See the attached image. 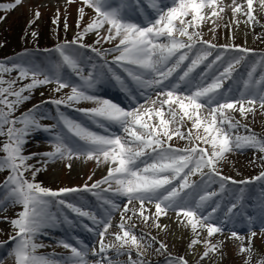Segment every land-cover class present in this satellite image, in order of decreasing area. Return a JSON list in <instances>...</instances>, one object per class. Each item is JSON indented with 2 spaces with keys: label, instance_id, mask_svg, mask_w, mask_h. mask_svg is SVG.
<instances>
[{
  "label": "snow or ice",
  "instance_id": "6c2138e0",
  "mask_svg": "<svg viewBox=\"0 0 264 264\" xmlns=\"http://www.w3.org/2000/svg\"><path fill=\"white\" fill-rule=\"evenodd\" d=\"M22 2L23 0H14V3L0 7V10L11 11ZM68 2L71 3L73 0ZM162 2L163 0H156L152 4L156 9V17H146V23L141 25L131 22L127 16L126 9L132 6L133 0H119L118 3H114V0H82L86 7L94 11L95 16L72 41L57 46L55 52L59 54V61L43 67L36 64H31L29 67L13 64L12 67H7L0 64V105L8 109L5 112L0 108V136L6 135L8 138V142L2 146L5 156L0 158V171L10 172L4 184L7 191L0 196V211L6 210L9 205H21L23 209L18 213V218L11 221L16 229L15 236L10 237L14 242L10 254L14 257L15 264H57L49 257L38 254V249L43 245L36 243L38 235L43 230L61 222L59 217L50 211L53 203L70 209L80 217H87L96 226L100 247L98 252L93 250V255L101 257L97 264H114L113 258L101 255L106 254L109 248H116L117 256L125 254L120 249L135 248L137 257H142L144 250L157 243L155 237L145 242L146 234L138 235L127 227V222L134 215H139L145 223L153 218L145 215L147 211L145 205L148 203L153 204L155 208L153 222L156 228L164 227L159 223L161 215L174 211L177 217L185 218V226H189L192 233L197 236L198 227L206 230L208 237L215 233L223 234L226 225L239 215L234 209H237L244 198L243 188L239 190L240 194L235 197V202L227 208V219L219 220L217 223H213L214 213L219 208V204L213 201L217 193L208 192L206 189L209 184L215 182L216 178L219 179L221 192L225 191L229 181L232 184L244 185L254 182L235 181L223 176L217 164L227 153L234 150L252 149L264 154V138L258 137L233 115L234 112H239L242 119H247L249 114L255 115L257 106L264 110V56L258 62L262 73L257 76V64H253L247 73V79L242 81V90L238 89L239 96L230 98L228 94L231 88L223 91L221 89L227 79L233 78L237 66L245 61L250 50L235 47L234 51L241 55L225 58L217 53L214 59L209 60L208 58L213 54L211 50L217 46L204 41L202 34L196 31L201 22L222 18L220 14L226 7L222 0H172L170 5L160 7ZM258 4L259 10L264 12V0H258ZM227 7L232 8L233 16L245 15L247 17L245 23L258 22L253 15L254 0H245L244 4H237L236 0H231V4ZM205 9L211 11L205 13ZM80 12L82 17L83 8ZM35 15L38 18L39 12ZM77 26L79 27V24ZM100 29L108 33L102 37L105 42L118 40L115 51L119 55L114 58V62L125 68L128 76L137 86L160 89L156 93L157 98L151 100L150 107L141 105L139 108L125 110L108 100L86 95L79 87L72 86L63 79L61 70L65 66L77 74L82 73L79 49L90 47L82 41L89 32H95L99 37ZM96 43H100L99 38ZM228 47L224 46L226 51ZM92 50L97 55H102L97 49ZM190 53L193 54L190 56ZM185 61L189 63L181 70V65H184ZM205 61L208 62L204 64ZM201 64H204V70L193 76L192 73ZM214 65H218L219 75L213 73L210 82L204 83V77L212 71ZM177 70H181L177 78L165 85L164 82L168 81ZM12 71L19 72V79H27L31 74V83L18 91L14 90L15 81L2 79L5 73ZM109 71H112L111 68ZM113 76L123 83L120 76L115 73ZM81 79L89 87L92 86L91 73L88 77L81 74ZM50 83L57 85L55 91L71 87V94L66 98L68 102L79 103L81 100H86L95 103L97 107L86 110L85 115L89 116L97 127L104 128L107 132L104 123L106 121L110 124H118L125 134L123 137L101 135L60 115L58 124L62 123L67 132L77 139H69L62 133H57L53 144L54 151L44 154L48 158L45 163L56 159L84 158L95 159L98 164L102 162L109 165L107 176L91 186L85 184L82 189L66 188L59 191L43 188L34 182L36 172L42 169L32 171L33 182L24 178V173L32 170V166L26 163L31 157L22 154L25 138L33 130H41L42 126L29 115L19 120L11 119L12 110L15 105L29 98L22 96L23 92H31L36 87ZM5 84L8 86L4 87ZM8 96H14L15 101H9ZM52 103L59 106L65 103V100L58 99ZM185 119L192 125L187 132L181 131ZM17 124L23 127L18 128ZM5 126H7L6 131ZM241 128H244L247 134L240 135ZM43 130L49 131L47 128ZM193 130H195L194 136ZM174 137L186 140L191 146L174 148L171 144ZM200 143L210 146L211 152L205 147H200ZM260 158L264 161V155ZM68 167L71 168V164ZM194 176L201 177L199 183L191 179ZM204 177H207V180ZM254 180L264 182V171ZM97 189L99 191H94ZM79 192H91L103 205H106L104 217L98 219L97 215L60 198ZM106 192L127 198L120 213V223L117 225L122 235L116 233L117 243L112 245L105 244L104 239L109 228L112 227L111 212L119 211L120 205L111 197H105L103 193ZM209 201H213V204L208 205ZM135 204L139 205L138 209L128 207ZM206 205L211 208L207 214L204 211ZM258 207L260 229L264 233V192L259 197ZM63 222L71 223L67 216L64 217ZM180 222L185 223L184 220ZM247 223L250 235L254 237L256 232L252 231L251 227L255 221L249 217ZM89 231H93V228H89ZM231 237L243 242V237L235 230L231 232ZM200 242L199 239H193L191 243L196 245ZM204 243L207 250L203 253L202 259L218 248V245L208 244L207 240ZM62 246L69 249L72 254L64 264H88L85 258L88 254L86 248L78 249L68 243H62ZM165 250V245L162 243L156 249L157 252ZM244 252H252L250 242L247 248L241 246L240 253ZM128 255V264H145L144 260H134L130 253ZM250 259L249 256L246 264H250ZM169 264H187V261L181 258L176 261L170 260ZM259 264H264V260Z\"/></svg>",
  "mask_w": 264,
  "mask_h": 264
},
{
  "label": "rangeland",
  "instance_id": "374dc122",
  "mask_svg": "<svg viewBox=\"0 0 264 264\" xmlns=\"http://www.w3.org/2000/svg\"><path fill=\"white\" fill-rule=\"evenodd\" d=\"M149 1L152 4L156 2V0ZM169 1V3L165 2L164 6L170 5L172 0ZM117 2L118 0H115V3ZM11 3H14V0H0V7ZM222 3L226 6L225 11L220 14L222 18H212L210 20L201 22L196 31H199L202 34V39L204 41L209 40L213 45L222 46L228 42L230 45L249 49L251 52H253L251 54L249 53L245 61H242V63L237 66L235 72L233 73V78L227 79L224 82L221 91L231 88V92L228 95L230 98H232L239 96L238 89L242 90V81L247 79V73L251 70V66L253 64H257V76L262 73V69L258 65V62L261 61L262 56H264V12H261L259 10V6L255 5V10H257V12H254L253 15L256 17L258 22L254 24H248V34H246L239 32L238 27L240 25L241 18L247 17L243 14H237L236 16H233L232 8L227 7V5L231 4V0H222ZM236 3L244 4L245 0H236ZM82 8L83 16L81 17L80 9ZM204 11L205 13H208L211 10L205 9ZM36 12H39L38 18L35 15ZM257 13H259V19L257 17ZM143 15L144 18H146V15ZM154 15L155 16L153 18L156 17V9ZM94 16V11L91 8L86 7L82 3V0H73L71 3H69L68 0H23L21 5L11 11L0 10V64H4L7 67H12L13 64H18L24 67H29L31 64H36L43 67L56 63L59 61L60 57L59 54L55 52V49L58 45H64L60 42L66 41L67 43L72 41L76 37L77 33L82 32L83 29L92 22ZM127 16L131 22L142 25V23H140L138 20H135L132 13L129 12ZM54 21H56V23H54ZM78 24L79 27L77 26ZM99 31V37L95 32H89L84 37L82 43L85 45H96L97 49L100 48L104 50V53L107 56L113 57L114 59V57L119 55V53L115 51L118 40L105 42L102 37L108 35V33H106L104 29H100ZM189 31H193V29H189ZM33 33H35V35H33ZM38 33H41V35H38ZM38 36H44L47 39L48 44H52L53 42L59 44H57L56 48L48 51V56L47 54L42 55L43 52H33L32 57L37 56V62H32L31 59L27 58L23 59L24 57L21 59L13 57V54L16 53L19 48H22L23 46L27 47V45L34 46L36 44L35 41L38 40ZM98 38L100 39V43H96ZM197 47H201V45H197ZM81 49L85 50V48H80L79 52ZM211 51L213 54L208 58L209 60L214 59L217 53L225 56V58L241 55V53L238 52L231 53L228 51L215 49H212ZM192 54L193 53H190V56ZM27 56L28 55L26 54L25 57ZM88 56V52L83 54V56H80V68L82 69L81 74L84 77H88L87 69H89V67L86 65V63H88ZM207 62L208 61H205L204 64ZM188 63L189 61L184 62V65H181V70ZM204 64H201L200 67L197 68L194 73H192V75L195 76L196 73L204 70ZM217 67L218 65H214L212 71L207 73V75L204 77V83L210 82V78L212 77L213 73L219 75ZM69 71L72 70L66 66L61 70L63 79H65L72 86L80 87L78 84L79 82L74 81L69 76ZM75 74L76 76L81 77V74ZM18 77L19 72L12 71L10 73H5L2 79L5 81H15L13 89L17 91L32 81L31 74L27 79H19ZM39 78L42 79L43 77ZM164 83L166 85V81ZM7 86V84L4 85V87ZM56 87L57 85L55 83H50L36 87L32 89L31 92H23L22 96L29 98L14 106L11 119L19 120L25 115H29L38 121L40 125L42 123L44 126H46L45 128L49 129V131L51 130L50 133L54 137L60 132L57 130V125L54 119L51 118V107L49 101L58 99L65 100L66 104L72 106L74 105L78 108H84L85 110H90L97 107V105L92 101L81 100L79 103L68 102L66 98L71 94V87L64 88L60 91H55ZM94 88L95 90L92 92H87L85 90L82 91H84L86 95L94 96L100 100L109 101V99L103 94V90L98 93L97 86L93 85L92 90ZM151 89H155V91L152 92L153 97L149 99V102L144 104L145 107L151 106V100L156 99V93L160 91V89L156 88ZM7 99L9 101H15L14 96H8ZM0 108H3L5 112L8 111V109L3 105H0ZM62 115L64 116L63 113ZM233 115L237 120H240L241 124L247 125V127L251 129L252 132L256 133L258 137L264 138V110L259 109L257 106L255 115L253 116L249 114L247 119H242L239 112H234ZM73 121L80 123V120L77 118H74ZM17 125H19V128L23 127L21 124ZM116 125L118 126L119 130H116L113 124L109 123L108 125L105 124V127H107V132H105V129L102 128L103 130L97 133L101 135H120L123 137L125 134L122 128L118 124ZM86 127L90 129L88 126ZM189 127H192L191 122L185 119L183 126L181 127V131L184 130L185 132V129ZM6 129L7 126H5V131ZM35 132L37 133V137L33 138L31 143H28V148L23 150L22 154L25 156H27V153L31 154L29 155L31 159H29L30 163H28V165L32 166V170L27 172L31 179L32 171H35L36 169H42L41 171L36 172L34 180V182L39 184L41 187L53 191H59L66 188H79L85 184L91 186L93 183L101 181L107 176V169L109 165L102 162L98 164L95 159H56L55 161H48L45 163L48 158L44 154L54 151L53 144L55 143V139L54 141L45 140L43 132H40L39 130H35ZM239 134L245 135L247 133L245 132L244 128H241L239 130ZM194 135L195 130H193V136ZM201 135H203L202 130ZM6 137V135L0 136V153L3 151L2 146L4 145L3 142H5L4 138ZM171 144L174 148L180 149L191 146L186 140H182L178 137H174L171 141ZM199 146L205 147L207 148L208 152H211L210 146L204 145L203 143H200ZM261 155L264 154L258 153L252 149L234 150L233 152L227 153L225 158L219 161L217 168L223 176L230 177L232 180L253 181V177L258 176L262 171H264V161L261 160ZM78 163H80L81 166L78 169H74V165ZM69 164H71V168L68 167ZM89 177H91V179H89ZM197 177L198 176H194L192 180H195ZM204 179L207 180V177H204ZM200 180L197 182L199 183ZM113 188H115V185H113ZM241 188L244 189L245 196H252V199L245 197L244 202L247 200H252V207H254L255 203L253 202V195L256 194L257 190L260 193L264 192V182L254 181L253 183L247 185L230 183L226 184L224 192L220 191V182L218 178H216L215 182L208 185L206 190L208 192L217 193V196L213 198V201L219 204V208H217L216 212L214 213L213 223H216L219 220L227 219L226 210L233 202H235V197L240 194L239 190ZM94 191H99V189ZM201 191H203V189H201ZM103 195L105 197H111L115 203L120 205L119 211L112 210L111 212L112 227L109 228L104 239L105 244L112 245L117 243L115 241V234L120 233V229L117 225L120 223V213L123 211V206L126 203L127 198L115 196L113 193L108 194L107 192L103 193ZM218 196L219 199H217ZM65 197H67L68 200H74L73 202H77L78 206L82 207L83 210L88 212L89 206L92 208V201L96 198V196H94L91 192H83L81 195L77 194L76 197H73L72 194H68ZM213 201H209L208 205H212ZM99 204L100 206L103 205L100 200ZM103 206L105 207H103V212L105 213L107 206ZM151 206H153V204L148 203L145 205V208L147 209L145 215L153 217L152 219H149L148 222L145 223L139 217V215H134L132 216V219L127 222V227L131 228L132 231L138 235L140 233L146 234L145 242L150 240L152 237H155L157 243L152 244L151 247L144 250L142 257H137L135 248L127 247L120 249V251L125 254L119 256L116 254V248H109L106 254L101 255H107L108 257L113 258L114 264H128V253L131 254L132 259H142L145 261V264H169L170 260L176 261L181 258L187 261V264H246L249 256L251 257L250 264H259L261 260H264V233H262L260 229V220L253 218V220L256 222L252 225L251 230L255 231L256 235L252 237L250 235L249 225L247 223V215L249 214V210L247 207H244L245 204L240 205L239 203L237 209H234V211L238 212L239 215L235 216L233 221L226 225V229L223 234L215 233L211 237H208L206 231L203 236L202 234H199L200 237H203V239L200 243H197L198 249L196 252L192 251L191 246L188 244L189 242L185 241L184 239H175V241L173 238H171L167 229H158L155 227L153 222L155 218V208H152ZM128 207H136L138 209L139 205H128ZM22 210L23 209L21 205H9L6 210L0 211V240H4L10 235L16 234V229L12 226L11 221L17 219L18 213ZM204 211L205 214H207L211 211V208L206 205ZM250 212L252 213V210ZM52 213L57 217L58 214L65 217L62 211L59 213ZM126 215H131V213H126ZM241 215L244 217L241 218ZM254 216H257V214H254ZM70 218H72L71 220L74 221L73 217ZM72 221L71 223H68V229H72L74 227V222ZM236 221H243V223L236 224ZM133 225L135 227H133ZM234 225L239 226V230L235 231H237V233L243 237V242H241L239 239L231 237V232H227V227H232ZM255 225H258L259 227H254ZM202 231L204 230L198 228V232L201 233ZM95 233V244L97 245H86L87 253L89 254L88 264H97L101 258L98 255H93V250L98 252L100 247V237L97 238V230ZM41 234L43 236H40ZM41 234H39L36 239V243L43 245V247L39 248L40 250L42 249V251L49 252L51 250L58 251L62 249L63 242L55 241V239L59 238V236L57 237L54 232L50 233L45 230ZM120 234L122 235V233ZM205 240H207L208 244L218 245V248L214 252H210L206 258L202 259L201 257L203 256V253L207 250L204 243ZM249 242L251 244L252 252H244L241 254V246L247 248L249 246ZM161 243L165 245L166 250L157 252L156 249L159 248ZM12 246L13 245H11V247L8 249L7 255L5 254L4 256L0 257V264H15L14 257L10 254ZM52 260L55 261L54 257ZM65 260L68 259L61 257L55 262H57V264H64Z\"/></svg>",
  "mask_w": 264,
  "mask_h": 264
},
{
  "label": "bare ground",
  "instance_id": "6f19581e",
  "mask_svg": "<svg viewBox=\"0 0 264 264\" xmlns=\"http://www.w3.org/2000/svg\"><path fill=\"white\" fill-rule=\"evenodd\" d=\"M255 5L259 6L258 0H254V8H255ZM254 12H257V10H255ZM257 17L259 19V13H257ZM246 20H247V18H244V17L241 18V22H240V25L238 28H239V32H243V33L248 34L247 33L248 32V23H245ZM80 166H81L80 163L75 164L74 169H78ZM151 207L154 208L153 206H151ZM182 220L185 221L184 224H182L180 222ZM159 223L162 226H164L162 229L168 230L171 238H173L174 240L175 239H184L185 241L189 242L188 244H189V246H191L193 252H196V250L198 249V246H197V244L192 245V243H191L192 240L193 239H199V241H201L203 239L202 236L207 232L206 230L202 231L201 233L198 232V236L196 234H193L191 231V228L189 226H185V224H186L185 218L182 216L177 217L176 213L171 212V211H168V213L166 215H161L159 217ZM187 227H189V228H187ZM186 228H187V230H186ZM199 234H202V236L200 237Z\"/></svg>",
  "mask_w": 264,
  "mask_h": 264
},
{
  "label": "trees",
  "instance_id": "16d2710c",
  "mask_svg": "<svg viewBox=\"0 0 264 264\" xmlns=\"http://www.w3.org/2000/svg\"><path fill=\"white\" fill-rule=\"evenodd\" d=\"M38 35H41V33L40 34L38 33ZM37 39L38 40L35 41L36 44L34 46H30V45L29 46L27 45V47L23 46L22 48H19L18 51H22V50H26V49L27 50H38L40 48H48V47L54 45V43H55V42H53L52 44H48L47 39L44 36H38Z\"/></svg>",
  "mask_w": 264,
  "mask_h": 264
}]
</instances>
